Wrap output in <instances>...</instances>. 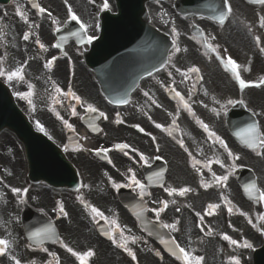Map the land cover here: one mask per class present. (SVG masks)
I'll use <instances>...</instances> for the list:
<instances>
[{"label":"snow or ice","instance_id":"obj_1","mask_svg":"<svg viewBox=\"0 0 264 264\" xmlns=\"http://www.w3.org/2000/svg\"><path fill=\"white\" fill-rule=\"evenodd\" d=\"M29 2L32 4V6L34 8H36L38 10L39 13L43 14L46 11L43 7H41L38 3H36L35 0H29ZM250 2L264 4V0H250ZM65 3H67V0H65ZM225 5L227 7V13L221 12V14L219 16V20L221 22L224 21L227 18V15L231 14V11H232L231 6L228 3V0H225ZM108 8H109V5L107 3V0H104V3L102 5V9H108ZM68 13H69L70 19L76 21L77 23H79L80 28L82 30H85V34H86L87 26L79 20V18L77 17V15L75 13H73V10H72L71 6L68 7ZM17 15L21 16V18L24 19L25 23H27V17L24 16L23 12H21L19 10V7L17 8ZM49 16H51V13H49ZM53 23H57V21L53 20ZM259 23H260V27L264 28V16H261L259 18ZM172 31L174 33H176L177 30L175 29V27H173ZM76 35H80V33H76ZM29 38H30L29 34H27V33L24 34L23 39L25 41H27ZM81 39L83 40V36H81ZM93 39H94L93 36H87V42L88 43H91ZM256 42H257V44H260L261 41H260L259 37L256 38ZM36 43L40 44V47L42 49L44 48V45L42 43H40L39 40H37ZM173 44L174 45L176 44L175 40L173 41ZM205 46L211 48V45H207L206 44ZM57 47H58V45H57ZM212 50L214 51L215 49H212ZM175 51L179 52L180 48L176 47ZM260 51L264 52V47H261ZM218 56H219V54H218ZM53 59H55V58H53ZM169 59H171V58H169ZM221 62L225 64V68L226 69H229V70H231L233 72V74L235 75L236 80L239 81V85H240L241 89H244V88L249 86V84L246 83V81L244 79H241L240 75L236 72V69H237L238 65H237L235 60H233L231 58H228V60L226 62H224L223 59L221 58ZM50 63L51 62H49V65H50ZM49 65H46V67L49 66ZM176 71L180 72V69L177 68ZM199 71H200V69L198 67L193 66V67L188 68L186 73L185 72H181L180 74H181L182 77H184V79H190V77L188 76V73L198 74ZM22 72H23V66H21V67L17 68L16 70L10 72L8 74L7 78L9 80H12L14 77L23 79ZM3 75H4V72L0 71V76H3ZM171 75H172V73L169 72V76H171ZM261 83H264V80H262ZM256 86L258 87L259 85H256ZM55 90H56L57 93L61 92V89L59 87H57ZM169 91H174V90L173 89H169ZM205 94H207V93H205ZM66 95L72 96L78 102L81 100V98L79 96L75 95L74 93H72L71 90H69V92ZM144 95L148 96L149 99L151 100V102L153 104H156L157 107L160 106L159 104H157V102L154 99H152V97L149 96V94L147 92H145ZM21 96L23 97V94H21ZM175 96L179 98V100L182 103L183 107L193 117H195V113L192 111L191 105L189 103V100L191 99V96L189 95L188 100H185L184 96H182L179 92H175ZM239 102L243 103V101H239ZM57 103H59V101H57ZM119 103H126V101H119ZM228 103L232 104L233 101L229 100ZM81 106H83V104ZM87 111L90 112V113H95L97 111V109L94 108L91 104H88L87 105ZM71 114L73 116H75L77 114L76 113V109H75L74 106L72 107ZM57 115L59 117L58 113H57ZM100 116L104 117L105 119H107V117L105 116V114L103 112L100 113ZM60 118L62 119V117H60ZM63 122H64V125L68 129L74 130L72 124H70L67 120H64ZM120 122L121 121H119V120L117 121V123H120ZM197 123L204 130V132H206L208 134V138L209 139H211L214 143L215 142H219L221 147H223L227 151L229 157H231L233 160L239 159L238 156L234 155V153H232L231 150L228 149L227 144L224 142V140L220 136H218L214 131L210 130L208 124L204 123L202 120H199V119H197ZM37 126L40 128L41 131L44 130L41 125L38 124ZM134 127H138L139 128V125H134ZM155 127L161 128L163 130V126L161 124L157 123V124H155ZM139 130L141 132L144 131L143 128H140ZM252 133H254L255 135L254 136L250 135ZM237 136H239L242 139H244L246 144H247V146L249 148L253 149L256 152L257 155H264V132H261L260 128L257 125L252 124V125H247L244 128H241L240 131L237 132ZM154 139H155V137H153V140ZM179 143H180L181 147H184V143H183L182 140L179 141ZM116 148L120 149L121 151H123V150L129 148V145L128 144H117ZM107 151H108L107 149H100L97 154H99L100 152H105L106 153ZM133 151L135 152L136 149H133ZM185 151H187V149H185ZM125 155H127V152H125ZM189 155H191V153H189ZM140 159L141 160H146V157H144L143 154H140ZM157 159H160V157H157ZM109 162H111V161H109ZM197 163H199V161H195V159H194L193 167H195ZM216 163H220L221 166H223L222 162L219 161V160H217ZM197 170L199 171V169H197ZM209 170H211V169H209ZM131 171L132 170L129 169V172H131ZM154 175L159 176L160 173H155ZM212 175H213L214 180H215V182L217 184L226 182L228 180V176L227 175L217 176L215 172H213ZM129 179L131 181V185L138 186L139 189H140L141 195H143L144 192H145V185L141 184L140 180H138L136 178L134 173L129 177ZM149 179H151V177H149ZM109 180L111 181V177H109ZM131 185H129V186H131ZM112 186L114 188H116V189H119V188L123 187L124 185L115 183L113 181L112 182ZM161 186L163 187V185H161ZM205 187H208V185H205ZM250 187L255 189L256 186L255 185H251ZM11 190H12L13 193H17V194H19L21 191H24V192L27 191L26 189L22 190L20 188H12ZM245 190L248 191V187H246ZM256 190L259 191V189H256ZM165 191H168L169 194L171 195L176 190L175 189L169 190V189L166 188ZM187 191H189L188 188L180 189V195H183ZM259 199L264 200V192H260ZM161 203H162L163 207H161L159 209H152V211H154L156 213L157 217H159L161 212H163L164 209L167 207V202L166 201H161ZM86 207H91L92 213L95 214L94 218L95 217H99L100 219H107L104 216V213L101 212L100 210H98L97 208L92 207L90 205H86ZM217 207H219V205H217V204H209L208 205L209 209H215ZM59 211L63 215L67 216V213L65 212L63 205H60ZM229 212H231V208H229ZM197 215H200V214L197 213ZM260 218L262 220H264V216H261ZM249 223H252L251 219H249ZM162 227L171 229L173 231H178V229L176 228L175 224H162ZM121 236H123V233H121ZM30 237L33 240H35V242L37 244H39V245H43L44 242L46 240H49V239H52L53 242H59L62 247H64L69 253H71L72 256H74L79 261V264H87L88 259L90 257L94 256V252L92 250H88L86 252L80 253V252L74 251L71 247H69L68 245L64 244L63 241L57 240L55 238V229L51 225H48V226L40 228V229H36L35 231L30 233ZM222 238L224 240H226V241H229L232 245H237L238 244L237 240L231 239L227 234H224ZM132 242L135 243V238L132 239ZM161 242L164 243V244L170 245L171 246L170 247V251L172 252V254L176 255L177 259H182L184 261V264H201V262L204 259L201 256H196V255H193L192 253L188 252L185 248L181 247L176 242L175 239L162 240ZM113 243H117L118 247L124 248V250L126 252H128V254L132 257L133 260L137 259L136 255L133 252H131L126 247L125 244L118 243L115 238H113ZM10 247H11V242L9 240L0 239V256L5 255ZM243 247H251V245L248 244L247 242H245L243 244ZM42 250L44 252H48L47 248H43ZM49 255L55 256V253H49ZM156 255L160 256V253L156 252ZM11 259L14 261V264H21V261L19 259H17L15 256H12ZM233 260H234V264H239V260L237 258H233ZM56 264H59V259L58 258L56 260Z\"/></svg>","mask_w":264,"mask_h":264},{"label":"flooded vegetation","instance_id":"obj_2","mask_svg":"<svg viewBox=\"0 0 264 264\" xmlns=\"http://www.w3.org/2000/svg\"><path fill=\"white\" fill-rule=\"evenodd\" d=\"M73 53H74V61L78 62L77 52L75 50H73ZM233 58L236 60V62H241L242 55L236 51L233 54ZM176 69L177 68H175V70ZM207 69H209V68H207ZM68 70L72 71L73 69L72 70L68 69ZM253 72L254 73L258 72V66L254 67ZM239 75H240L241 79H244L246 81V83H248V84L254 79L252 72L245 71L244 69L241 70ZM198 77H200V80L198 81V83H199L202 80L200 73L197 74V78ZM209 78L211 81L203 84V87H202V90H204L205 92H211V91L220 92L221 90H224V89L226 90L229 88V85H228L225 77L220 72H218V71L211 72ZM232 80H233L234 85H239V81L236 80L235 76L232 77ZM245 89H247V87L244 89H241V90H245ZM105 116L107 117V119H105L104 117H101V120L99 122L100 133L107 130V128H109L110 125L117 124L116 126H114L115 128H117L119 126V124L122 123L121 116L118 114H107V113H105ZM134 116L136 119L139 118L138 115H134ZM81 117H82V114H79V115L76 114L75 116H73L72 123H71L73 126V129H74V130H72L73 132L78 133L80 129L85 127V125L82 123ZM118 120L121 122L117 123ZM135 129H136V127H135ZM111 131L114 132L115 129L112 128ZM104 140L105 139H102V142ZM128 140L129 139H119V141H128ZM170 141H172L176 145H179L180 148L174 149L172 147H167V148L161 149L159 151V153L165 157H170V159L174 163H178V160L180 159V153L182 151L180 143L178 140H173L172 137L170 138ZM79 148L80 147L78 146L76 149H79ZM215 156H216L215 153H211V154L207 155V157H208L207 160H195V161H199L198 164L202 166V168L200 169L201 173H203L204 169H208V170L211 169L209 171H210V175L212 178H214L212 175L213 172H215L216 175L219 176V171L215 167L216 166ZM134 163H135L134 164L135 169H134L133 173L135 174L136 178L141 181L142 177L140 179V173H141L142 161L139 159H136L134 157ZM222 164H223V166H221V164H219V166L223 170L224 175L228 176V180L226 182H224L222 184V186L224 188L229 187L227 201L231 205H233L232 196H234V191H235V188L233 186L235 184L234 171H235L236 167H235V164H233L232 162L225 163V161H224ZM117 176L120 177L119 183H121L123 181L124 175L121 173H118ZM174 177L176 180H184L185 174L182 171L176 170L174 173ZM108 180H109V177H108ZM110 182L112 185L113 179H111ZM178 183H185V182L180 181ZM171 189H169V190H171ZM138 194L140 197L143 196V195H141L140 190H139ZM168 194H169V192H168ZM27 195H28V191L25 192L24 198L28 197ZM210 198L212 200H214L215 198L220 199V197L217 195V192L210 193ZM30 204L32 205L33 208L40 210V211H43L47 215H49L50 217H53L54 209L57 207L58 211H59V208H60V206H59L60 195L56 196L52 192L51 188L48 187V188L42 190V195L38 199H36L35 201L30 200ZM178 211L179 210L176 211L173 209H166L163 212H161L159 217H157L156 215L154 216L153 211L150 210V216L152 218H155V219H158V218L170 219V218L176 216L178 214L177 213ZM55 215H57V214H55ZM57 218H59L58 215H57ZM20 234H23V233L20 232ZM22 237H23V235H22ZM15 245H16V247L13 248L11 246L5 255L0 256V264H14V261L11 259L12 256H15L17 259H19L21 261V264H56L57 258L59 259V264L64 263V259H62L60 257L61 244L59 242L44 243L43 245L33 246V245L29 244L28 242L23 241L24 246H21L20 244H17V243ZM43 248H47L48 252H44L42 250ZM49 253H55V256L49 255Z\"/></svg>","mask_w":264,"mask_h":264},{"label":"rangeland","instance_id":"obj_3","mask_svg":"<svg viewBox=\"0 0 264 264\" xmlns=\"http://www.w3.org/2000/svg\"><path fill=\"white\" fill-rule=\"evenodd\" d=\"M55 1V0H54ZM83 5V4H82ZM169 9V10H168ZM149 10L150 12L152 13L153 17L161 20L164 18V12L168 10V12H171V8H170V5L168 3H162V4H153L151 3L149 5ZM9 134L7 132H4L0 138V162H3V160L7 159L5 157L4 159V156L6 155V151L3 149V145H5V140H7L9 138L8 136ZM17 153V156L18 158H20L21 154H20V151L19 150H16L15 151ZM9 159H7L6 161H8ZM242 249H245V248H239L237 247V250H236V255H237V259L239 260V264H249V261H248V256L246 257L245 259V263H243L242 261V253H246L247 254V251L245 252L244 250Z\"/></svg>","mask_w":264,"mask_h":264}]
</instances>
